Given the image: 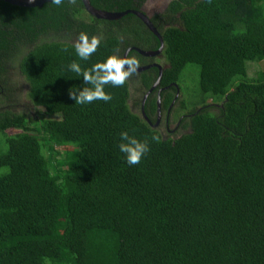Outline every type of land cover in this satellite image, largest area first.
Masks as SVG:
<instances>
[{"label": "trees", "instance_id": "trees-1", "mask_svg": "<svg viewBox=\"0 0 264 264\" xmlns=\"http://www.w3.org/2000/svg\"><path fill=\"white\" fill-rule=\"evenodd\" d=\"M144 1L91 3L123 11ZM6 4L27 16L8 19L0 35L15 25L34 33L41 21L47 29L50 19L71 32L19 60L34 105L58 118L0 117V264H264V70L250 77L247 67L264 59V0H171L151 18L169 65L162 83L178 82L189 64L200 67L190 131L175 139L132 110L128 80L105 87L107 103L69 98L70 88L87 86L68 70L73 60L89 69L115 48L123 56L125 39L160 47L138 16L93 19L82 0L43 11ZM101 29L97 51L80 60L70 37ZM123 131L149 140L138 165L119 150Z\"/></svg>", "mask_w": 264, "mask_h": 264}, {"label": "flooded vegetation", "instance_id": "flooded-vegetation-1", "mask_svg": "<svg viewBox=\"0 0 264 264\" xmlns=\"http://www.w3.org/2000/svg\"><path fill=\"white\" fill-rule=\"evenodd\" d=\"M148 2L149 0L144 1V3L142 4L139 10H143L145 13H147L150 16V18L156 15L161 16V14L167 9L168 6L167 5L162 10H160V6H156L151 9L153 11V14L152 13L150 14L147 11ZM47 3H51V2H47ZM45 4L46 3H44L42 6H35L29 8H34L35 10L39 9L43 11ZM51 8L54 10L55 5L51 4ZM85 11L93 19L94 18H96L97 20L99 19L91 15L86 10V8ZM114 11H118V10H114ZM41 15L42 14L40 11H34L32 13L33 18L39 19ZM23 16H27V14L22 12H14L12 8L8 7L6 2L0 0V29L2 28L3 24L7 23L8 19L11 23L13 21L18 22L23 19ZM51 20L52 19L48 21L49 25L47 26V29L44 28L47 25V21L35 22V24H33L34 33L23 31L22 29L17 28L15 25V27L14 28L11 27L10 30V31H14L13 33H11L10 31L8 32L3 31L4 34L0 35V117L2 114L7 112H11V113L20 112L18 110L21 109L19 107L23 105V102L21 100V98L23 97L22 94H24V89L27 86L30 87L28 81L24 83L20 78H18L17 80L18 85L16 87V95H15L13 87L9 88L7 86L8 85L6 79L7 75L12 74L17 76V74H15L14 70L12 69V66L10 65L11 60H8V58L12 57L11 59H14L15 61L18 59L20 60L23 56L24 50L26 51L30 50L31 48H33L34 44L40 43L45 40H51L52 38L59 39V35L65 36L70 34L71 29L69 28H65L64 30H62V32L60 30L58 31L54 29L51 26ZM109 21H115V20H109ZM4 28H6V26H4ZM43 29L45 30L41 31ZM77 37L78 36H76L75 39H77ZM137 37H139L138 39L140 41L142 40L144 42H147L145 36L137 35ZM127 40L128 39H125L124 45H129V46L125 49L123 56L125 55L136 56L140 62V68L150 65V67L144 70H140V71L138 70L136 74L132 75V78L133 76L137 78L140 88H143L142 97H140V99L134 102L133 107H138L140 110L139 112L142 114L143 112H145V116L153 125L156 126V128L159 129V131L161 132L164 138H173V139L178 138L179 137L178 132L180 130L189 127L187 121L189 120L191 113L186 112V113L177 114V112H175L173 109V106L175 105L180 95L179 93L177 97V93H178L177 82L170 81L167 84H163L161 80L160 84H158L155 88L152 89V91H150V89L154 86V84L158 79V77L155 78V76L159 75L156 74V69H158V67L154 66V64L162 65L163 67L166 66L168 67V64L165 61L164 64H161L156 60L162 58L163 53L156 56L146 57L143 54H141L139 51L132 49V47L142 48L138 43L131 44L129 40V44H127L128 42ZM127 51L128 53L126 54ZM19 72L20 75L25 78V76L22 74L20 70V66H19ZM170 95H173V97L170 100V102H168L167 100L170 97ZM162 129H164V131Z\"/></svg>", "mask_w": 264, "mask_h": 264}, {"label": "clouds", "instance_id": "clouds-1", "mask_svg": "<svg viewBox=\"0 0 264 264\" xmlns=\"http://www.w3.org/2000/svg\"><path fill=\"white\" fill-rule=\"evenodd\" d=\"M65 0H51V4L62 6ZM69 5H76L77 0H67ZM101 38L86 32H80L73 47L80 60H88L98 49ZM120 49H113V54L109 55L103 62H97L89 69H82L80 63L73 60L67 67L68 70L75 73L77 77H82L85 87L82 89L70 88L69 98L75 101V104H91L94 101L102 100L110 102L113 97L105 91V87H123L127 80L138 72L140 62L134 55L121 56ZM119 150L125 154L128 165H138L143 156L149 152V140L145 138L140 140L130 135L128 131L120 133ZM151 140L159 143V135H153Z\"/></svg>", "mask_w": 264, "mask_h": 264}, {"label": "rangeland", "instance_id": "rangeland-1", "mask_svg": "<svg viewBox=\"0 0 264 264\" xmlns=\"http://www.w3.org/2000/svg\"><path fill=\"white\" fill-rule=\"evenodd\" d=\"M171 0H149V2L147 3V11L151 14H153V11L151 10L152 8L156 7V6H160V10L164 9ZM146 7V6H145ZM105 35V31L103 29H101L100 33L97 35L98 37L102 38ZM54 37V36H51ZM76 36H71L70 37V41L75 43ZM50 38V37H49ZM52 39H56V38H52ZM59 39H63L62 35H59ZM27 51L24 50L23 55L26 53ZM12 57L8 58V60L10 61V65L12 66V69L14 70L15 74H17V76L12 75V74H8L6 79L8 82V87L11 88L13 87L14 90V94L16 95V87L18 85V78H20L24 83H26V79L24 77H22L20 75L19 72V59L18 60H14L11 59ZM157 62L164 64V57L160 58V59H156ZM247 67H248V74L250 77H254L257 75L258 71L264 70V59L263 60H254V61H248L247 62ZM10 71V70H9ZM199 74H200V67L197 64H189L187 65V67L185 68L184 72L181 75V79L177 82L178 84V88H179V97L178 100L176 101L175 105L173 106V109L175 112H177V114H180L182 112H188L191 108H192V104L195 102V100L198 98L199 94H200V85H199ZM239 78L240 77H236V82H239ZM129 83H130V100H129V104L132 108L133 111L139 113V108L138 107H133L134 102L137 101L138 99H140V97H142L143 94V88H140L139 84H138V80L137 78H135V76H132L128 79ZM29 89L30 87H26L24 89V94H22V102L23 105L19 108L18 111H21L23 113H27L29 115L30 118H32V120H39L41 118H58L57 115L54 114H48L46 112V110L44 108L41 107H37L34 105L32 99L29 96ZM209 103L213 102V99L209 98L208 99ZM183 103H185V108L182 107ZM217 107H214L212 109V111H216ZM164 131V129H162ZM190 131V127L180 130L178 132V135L181 136L182 134H185L187 132ZM9 133H15L17 132V130L14 129H9L8 130ZM1 144V142H0Z\"/></svg>", "mask_w": 264, "mask_h": 264}, {"label": "water", "instance_id": "water-1", "mask_svg": "<svg viewBox=\"0 0 264 264\" xmlns=\"http://www.w3.org/2000/svg\"><path fill=\"white\" fill-rule=\"evenodd\" d=\"M2 1H4L6 3H9V4H12V5L22 6V7L42 6L44 3L51 2V0H2ZM83 3H84V6H85L86 10L91 15H93V16L99 18V19L120 20V19H122L124 16H126L129 13L135 14L136 16H138L144 22V24L147 26V28L158 37V39L160 40L161 44H160V47L158 49H154V50L153 49L152 50L151 49H142V48H139V47H132V49H135V50L139 51L141 54H143L144 56H149V57L156 56V55H159V54L163 53V50H164V39H163V36L160 33V31L158 30L157 26L152 21V19L150 18V16L147 13H145L143 10L127 9V10H123V11H109V10L96 8L91 3V0H83ZM128 51L126 52V54L128 53ZM154 66L158 67L159 75H158V79H157L156 83L150 89V91H152L153 88H155L158 84H160V82L162 80V77H163L164 69L167 68V66L163 67L162 65H158V64H154ZM148 67H150V65L149 66H145V67H141L138 70L139 71L140 70H144V69H146ZM168 67H169V65H168ZM176 86H177V84H176ZM178 95H179V88H178L177 97H178ZM143 115L145 116V112H143ZM152 126L156 127L155 125H152Z\"/></svg>", "mask_w": 264, "mask_h": 264}]
</instances>
